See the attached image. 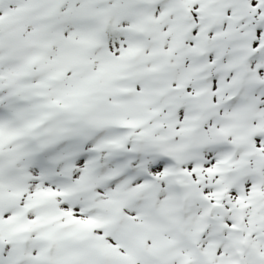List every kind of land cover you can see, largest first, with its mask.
Listing matches in <instances>:
<instances>
[{
	"label": "snow or ice",
	"instance_id": "snow-or-ice-1",
	"mask_svg": "<svg viewBox=\"0 0 264 264\" xmlns=\"http://www.w3.org/2000/svg\"><path fill=\"white\" fill-rule=\"evenodd\" d=\"M0 264H264V0H0Z\"/></svg>",
	"mask_w": 264,
	"mask_h": 264
}]
</instances>
